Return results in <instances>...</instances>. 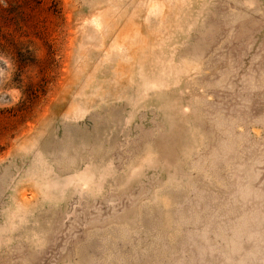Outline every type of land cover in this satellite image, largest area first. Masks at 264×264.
<instances>
[{
	"label": "rangeland",
	"instance_id": "374dc122",
	"mask_svg": "<svg viewBox=\"0 0 264 264\" xmlns=\"http://www.w3.org/2000/svg\"><path fill=\"white\" fill-rule=\"evenodd\" d=\"M0 264H264V0H0Z\"/></svg>",
	"mask_w": 264,
	"mask_h": 264
}]
</instances>
